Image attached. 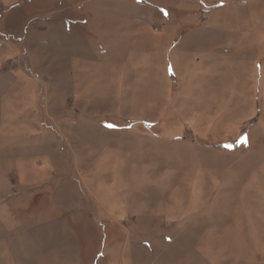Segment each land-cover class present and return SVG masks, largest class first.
I'll list each match as a JSON object with an SVG mask.
<instances>
[{
	"label": "rangeland",
	"instance_id": "374dc122",
	"mask_svg": "<svg viewBox=\"0 0 264 264\" xmlns=\"http://www.w3.org/2000/svg\"><path fill=\"white\" fill-rule=\"evenodd\" d=\"M0 264H264V0H0Z\"/></svg>",
	"mask_w": 264,
	"mask_h": 264
}]
</instances>
